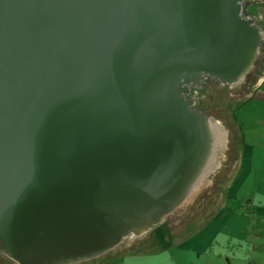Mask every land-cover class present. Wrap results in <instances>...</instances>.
Instances as JSON below:
<instances>
[{
	"label": "water",
	"instance_id": "95a60500",
	"mask_svg": "<svg viewBox=\"0 0 264 264\" xmlns=\"http://www.w3.org/2000/svg\"><path fill=\"white\" fill-rule=\"evenodd\" d=\"M242 2L0 0L4 254L78 263L170 210L195 119L220 127L188 84L241 80L263 33Z\"/></svg>",
	"mask_w": 264,
	"mask_h": 264
},
{
	"label": "rangeland",
	"instance_id": "374dc122",
	"mask_svg": "<svg viewBox=\"0 0 264 264\" xmlns=\"http://www.w3.org/2000/svg\"><path fill=\"white\" fill-rule=\"evenodd\" d=\"M242 5L245 15L254 18L260 31L264 33V0H243ZM259 66L260 60L257 64V67ZM255 71L250 80L245 79L238 83V86L223 85L216 81L192 91L191 100L196 102L193 108L219 121L221 131L226 134L225 145L217 153L218 167L208 175V180L193 196L194 199L183 197L179 206L169 208L170 210L165 211L166 215L154 219L142 232H130L131 234L129 233L112 251L108 250L99 256L74 264H136L135 253H147L158 245H161V249L175 244L182 245L187 240L190 247H205L202 240L206 238V234L211 235L217 231L224 222L223 215L227 213V192L232 190V182L238 174L236 148L244 139L247 144L251 142L252 136L264 145V124L258 119L264 115V104L249 101L257 83L264 76V68L260 67ZM263 95L264 90H261L258 96ZM252 108H257V115L250 118ZM252 129H256L258 133L252 134ZM150 251L146 255L141 254L142 258H150L154 253ZM138 261L143 262L145 259ZM0 264L20 263L0 250Z\"/></svg>",
	"mask_w": 264,
	"mask_h": 264
},
{
	"label": "crops",
	"instance_id": "0c3cea01",
	"mask_svg": "<svg viewBox=\"0 0 264 264\" xmlns=\"http://www.w3.org/2000/svg\"><path fill=\"white\" fill-rule=\"evenodd\" d=\"M261 90L264 76L250 95V103L264 104V95L258 96ZM252 115H257V108L250 109V118ZM258 119L264 124V115ZM255 132L252 129V134ZM251 138L236 148L238 174L227 192V213L217 231L202 240L205 247H190L188 240L163 249L158 245L149 250L154 252L150 258L141 256L149 251L135 253L136 264H264V145ZM141 259L145 261H138Z\"/></svg>",
	"mask_w": 264,
	"mask_h": 264
},
{
	"label": "bare ground",
	"instance_id": "6f19581e",
	"mask_svg": "<svg viewBox=\"0 0 264 264\" xmlns=\"http://www.w3.org/2000/svg\"><path fill=\"white\" fill-rule=\"evenodd\" d=\"M262 35L263 33L261 34V37ZM255 49H252L254 55L259 52V50ZM195 130L197 134V142L189 160L190 165L187 166V175L178 187V191H181V187H183V193L181 197L177 193H174L172 195L173 199L171 197L167 198L165 202L167 204L170 202V204H168L170 209H172L175 205H178L183 197L186 196L188 199L189 197L191 198L195 196L203 185H205L206 180H208V175L218 167L217 156L219 154L217 155V153L226 142V134L221 131L219 126H216L213 123L195 119ZM156 212L158 214L166 215L161 209H156ZM145 229L146 227L138 230H132L131 232L138 234Z\"/></svg>",
	"mask_w": 264,
	"mask_h": 264
},
{
	"label": "flooded vegetation",
	"instance_id": "af4514ba",
	"mask_svg": "<svg viewBox=\"0 0 264 264\" xmlns=\"http://www.w3.org/2000/svg\"><path fill=\"white\" fill-rule=\"evenodd\" d=\"M259 39L257 40V50H259V52H257L253 56L252 63L248 67V69L246 70V73L244 75L245 78L243 77L241 80H239L235 84H231V85H237L238 83L242 82L245 79H246V81H248L247 79L250 80L251 77H252V75L256 72L255 69L258 70V69H260V67L264 68V33H263L262 37H260ZM258 60H260V66L259 67H257ZM216 81H220L223 85L229 84V83H224L223 81H221V79H215V78H212L210 76H204L203 79H202V81L200 82V84H198V85L197 84H194V83H189L188 84V92L186 94V98L188 97L187 99L190 100V101H192L191 100V95H192L193 89H195V88L202 89V87L204 85H208L209 83H213V82H216ZM195 105H196V102L194 103V107H195Z\"/></svg>",
	"mask_w": 264,
	"mask_h": 264
}]
</instances>
